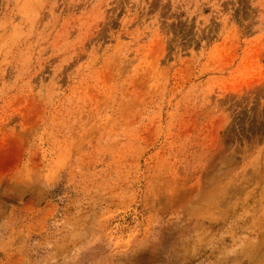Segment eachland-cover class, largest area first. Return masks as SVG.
Here are the masks:
<instances>
[{
    "label": "rangeland",
    "instance_id": "1",
    "mask_svg": "<svg viewBox=\"0 0 264 264\" xmlns=\"http://www.w3.org/2000/svg\"><path fill=\"white\" fill-rule=\"evenodd\" d=\"M263 249L264 0H0V264Z\"/></svg>",
    "mask_w": 264,
    "mask_h": 264
},
{
    "label": "bare ground",
    "instance_id": "2",
    "mask_svg": "<svg viewBox=\"0 0 264 264\" xmlns=\"http://www.w3.org/2000/svg\"><path fill=\"white\" fill-rule=\"evenodd\" d=\"M174 185H177L176 183L174 182H171L170 183V187L174 186ZM188 191H190V189L188 188H184L183 192L182 193H187ZM193 197H196L195 199L191 200L190 202L191 203H198L197 199H198V195H193ZM203 196L200 197L199 201L202 200ZM264 250V249H263ZM58 251H60L58 249ZM61 252V251H60ZM261 253L264 254V251H262ZM139 256L137 255L136 258L134 259V262L132 264H135L138 260H139ZM250 264H264V255H254L252 257V260L250 262Z\"/></svg>",
    "mask_w": 264,
    "mask_h": 264
}]
</instances>
